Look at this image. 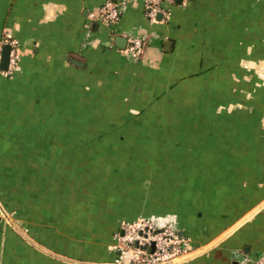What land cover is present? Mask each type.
<instances>
[{"label": "crops", "instance_id": "1", "mask_svg": "<svg viewBox=\"0 0 264 264\" xmlns=\"http://www.w3.org/2000/svg\"><path fill=\"white\" fill-rule=\"evenodd\" d=\"M106 1L0 0V55H21L0 77V264H112L142 216L193 238L177 264L263 254L264 0H174L155 23L128 0L112 26Z\"/></svg>", "mask_w": 264, "mask_h": 264}, {"label": "built area", "instance_id": "2", "mask_svg": "<svg viewBox=\"0 0 264 264\" xmlns=\"http://www.w3.org/2000/svg\"><path fill=\"white\" fill-rule=\"evenodd\" d=\"M128 2L106 1L97 20L108 26L118 23ZM173 2L174 0H144L148 20L158 22L160 15L162 20L168 19L172 13L170 4ZM145 41L144 35H131L122 54L128 59L139 60L144 52ZM6 45L10 47L9 61L7 68H2V54L0 55V77L10 78L20 70L21 55L17 39L4 37L2 51ZM114 241L111 250L117 253V258L112 264H177L189 259L194 250L193 238L181 232L174 217L169 220L142 216L132 221L123 220L114 234ZM235 260L237 264H264V253L255 258L240 253Z\"/></svg>", "mask_w": 264, "mask_h": 264}, {"label": "water", "instance_id": "3", "mask_svg": "<svg viewBox=\"0 0 264 264\" xmlns=\"http://www.w3.org/2000/svg\"><path fill=\"white\" fill-rule=\"evenodd\" d=\"M159 18H161V15L159 16ZM121 37H119L118 41H121V46L122 47H126V42H127V39H120ZM123 43V45H122ZM9 52H10V47L8 45H6L2 51V60H1V67L6 69L7 66H8V61H9ZM72 61L77 64V65H80V63L74 59H72Z\"/></svg>", "mask_w": 264, "mask_h": 264}]
</instances>
